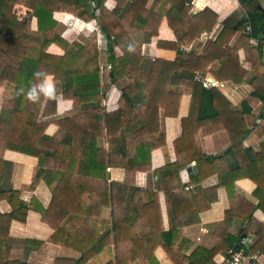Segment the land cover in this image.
I'll list each match as a JSON object with an SVG mask.
<instances>
[{"label": "trees", "instance_id": "16d2710c", "mask_svg": "<svg viewBox=\"0 0 264 264\" xmlns=\"http://www.w3.org/2000/svg\"><path fill=\"white\" fill-rule=\"evenodd\" d=\"M106 1L44 0L40 3L37 0H0V48L19 61L17 68L5 66L0 73V87H5L7 91L0 114V167L4 164L6 151L37 158L34 180L43 179L52 196L45 208L37 199L24 202L20 199L19 191L0 189V198L5 199L12 208L10 214L0 213V253L9 239L12 221L26 223L29 211L33 210L54 231L50 243L58 245V240H62L60 244L63 247L72 249L76 246L75 250L81 253V257L75 264H86L106 250L114 253V256L105 264H114V260L117 264H133L136 261L159 264L155 256L158 248L164 250L173 264H183L174 248L181 240V230L196 225L199 220L186 212L183 197L188 193L181 184L180 171L195 162L198 174L191 178L190 184L196 186L205 177L203 167L208 158L202 152L198 136L201 128L199 118L203 111L200 105L199 117H195L193 110L197 99L193 93L192 112L182 120V136L174 144L175 162H171L167 156L165 133L160 127L159 116L160 111L166 117L177 116L180 96L171 88L184 80L186 70L192 69L189 64L194 56L178 50L179 58L171 63L151 60L142 55V46L147 40L145 34L157 36L162 17L156 13V9L163 0H154L150 7L151 0H113L120 8L118 15L105 8ZM238 1L246 14L245 18L234 28L225 26L216 41L210 43L204 56L211 55L212 50L217 49L218 53H222L223 45L229 43L238 31L243 32L241 39L247 43L252 38L256 39L257 46H249L247 51L251 54L256 75L252 83L256 93L264 99V9L256 6L259 0ZM261 1L264 3V0ZM92 2L94 10H90ZM169 2L171 8L166 16L169 27L173 29L181 25L185 31L180 43L187 44L189 39L195 40L200 34L210 33L214 29L217 16L209 9L191 16L192 0ZM16 4L34 10L39 25L37 32L17 22L12 15ZM55 10H67L64 12L86 22L98 19L101 32L108 41L110 65L109 69L103 70V87L96 35H92L84 44H66L54 32L52 20ZM96 11H99V16ZM49 21L52 23L50 26ZM246 23L251 26L250 34L245 32ZM43 32L45 40H41L40 34ZM51 44L61 46L65 55L57 58L46 54ZM158 45L161 46V43ZM116 48L122 51L121 57L117 56ZM36 71L44 75L36 77L33 75ZM210 73L222 82L214 67ZM47 76L54 78L55 94L73 102L67 116L55 122L59 130L53 137L45 134L49 122L42 121L56 112V102L43 94ZM121 81L124 84L118 109L108 113L103 107V99L111 87ZM235 82L239 84L240 80ZM193 84L192 80L191 86ZM31 86H36L39 92L36 100H29L25 95ZM212 94L203 89L201 103L205 102L207 95ZM240 120L241 126L237 130L239 136L243 137V119ZM261 125H264V119ZM260 129H264V126ZM105 134L109 152L100 146ZM156 149H162L166 157L165 166L154 173L166 198L167 231L163 226L160 207L156 213L155 206L148 200L154 197L157 201L158 194H140L139 190L131 187V181L138 172L152 171L151 156ZM254 159L264 162V156L255 155ZM218 167V164H213L210 172L218 173L219 184L205 193H215L225 188L229 195L233 194L230 208L215 231L217 245L209 250L197 248L189 256V264H213L219 252L226 253L228 258L230 251L240 249L237 246L240 237L230 233L236 219L245 221L247 225L243 232L254 236L253 244L249 248H242L245 253L264 256V224L256 222L253 216L256 208L264 211V167L238 169L229 174L232 177L230 181ZM108 168H122L126 173L117 202L112 193L115 185L108 183ZM240 179H250L256 184L254 193L259 200L257 206L246 203L251 210L245 216V210L239 202H235L239 197L231 194L235 182ZM172 195L180 203V228L171 208ZM110 206L111 219H105L103 210ZM135 227H139V230ZM55 264L63 263L56 261Z\"/></svg>", "mask_w": 264, "mask_h": 264}, {"label": "crops", "instance_id": "0c3cea01", "mask_svg": "<svg viewBox=\"0 0 264 264\" xmlns=\"http://www.w3.org/2000/svg\"><path fill=\"white\" fill-rule=\"evenodd\" d=\"M37 1L44 2V0ZM153 1L151 0L148 7L152 5ZM259 1L264 9V3ZM91 6L90 10H94L93 2ZM105 8L117 15L120 12V8L116 6V2L113 0L106 1ZM170 8L169 0H163L157 6L156 13L162 17V21L156 37H150L149 33L145 34L147 40L142 46V55L151 60L156 59L171 63L179 58L178 50L194 56L189 64L192 69L186 70L184 80L171 88L172 92L180 96L177 116L166 117L163 111H160L159 116L160 127L165 133L167 156L171 162H175L177 156L174 144L182 136V120L186 119L192 112L193 93L194 98L197 99L193 110L195 117H199L200 105L203 111L199 118L201 128L198 130V136L202 152L208 158L204 161L206 165L203 167L205 177L196 186L190 184L191 178L198 174L195 162L180 171L181 184L188 193V196L183 197L186 212L192 213L195 219L199 220L196 225L181 230V240L177 241L174 248L180 261L183 264H189V256L197 248L209 250L217 245L218 238L215 236V231L223 223L225 212L230 208L232 193L239 197V199H235V202H239L245 210L244 216L251 210L249 205L257 206L259 203L254 193L257 186L250 179L237 180L233 191L231 190L232 195H229L225 188H220L215 193L209 194H206L205 191L215 188L219 184L218 173L210 172L211 166L215 163L219 165L218 168L223 176L225 178L227 176L228 181L232 178L229 174L238 169L264 167L263 161H255L254 159L255 155L264 156V129H260L261 126H264L261 125L264 119V99L256 93V88L252 83L256 75L251 54L247 51V47L257 46L258 41L256 39L252 38L247 43L241 39L243 32L238 31L229 43L223 45L222 53H218L219 49H217L212 50L211 55L204 56V52L210 43L216 41L225 26L234 28L245 18L246 14L238 0H192L191 16L209 9L216 14L217 23L212 32L202 33L195 40L189 39L187 44L185 42L180 43L185 34L181 25L173 29L169 27L166 16ZM64 11L67 10L54 11L52 20L53 26H55L54 32L68 45L84 44L92 35H96L101 85L103 87V70L109 69L110 65L107 52L108 41L101 32L98 19L86 22ZM95 13L99 16V11ZM12 15L19 24L29 27L33 32L38 31V20L33 9L22 4H16L12 9ZM50 24H52L51 21L48 22V26ZM40 36L41 40H45L44 32ZM159 42L161 46L158 45ZM229 50L230 52H228ZM115 51L118 57L122 56V51L119 48H116ZM46 54L59 58L65 55V51L61 46L51 44ZM5 66L17 68L19 61L0 48V73ZM213 67L222 77V82L216 80L210 73ZM53 80V76H47L43 84V94L47 99L56 102V112L51 117L42 119L44 122H49L45 131L49 137L55 136L59 130L55 122L65 118L73 108L72 101L65 100L62 96L55 94ZM192 80L194 84L191 86ZM236 80H240V83H236ZM123 84L124 82L121 81L119 84L113 85L107 92L102 103L106 112L111 113L118 109ZM203 89L208 93L213 92L214 98L210 97L212 95H207L205 102L201 103ZM6 95V88L0 87V114ZM241 118L243 119L241 130L243 137L239 136L237 130V127L241 126ZM255 127L257 128L255 129ZM258 129L261 131L258 132ZM100 146L109 152L106 134L101 140ZM3 159L4 164L0 167V189L19 191L21 193L20 199L24 202L30 203L32 198L37 199L43 207L47 208L51 201V193L43 179L38 178L36 182L34 180L38 159L12 151H6ZM165 164L166 157L163 150H154L151 156L152 171L148 173L138 172L131 181V187L139 190L140 194L145 192L158 194L157 201L154 197H149L148 200L155 206L156 213L160 207L163 226L167 231L169 220L166 198L165 194L160 191L159 178L154 173L155 170L164 167ZM207 165L208 167H206ZM107 173L108 183L115 185V191L112 187V193L117 202L121 185L126 178L125 170L108 168ZM143 201L145 200L143 199ZM179 207V200L172 195L171 208L177 226L180 228ZM11 211L12 208L9 203L0 198V213L7 215ZM111 215V206L104 208L103 217L111 219ZM253 216L256 222L264 224V211L261 208H256L253 211ZM246 225L245 221L236 219L230 229L231 235L235 237L253 236L243 232ZM135 228L139 230V227ZM53 233L54 231L42 222L39 213L33 210L29 211L26 223L12 221L9 239L0 253V264H55L56 261H62L63 264H75L80 259L81 253L75 250V245V248L72 249L61 246L62 240H58V245L50 243L49 239ZM38 243H42V245L39 246ZM113 256L114 253L106 250L98 257L90 259L86 264H105L113 259ZM155 256L159 264H173L162 248L156 250ZM226 260V253L219 252L214 257L213 264H227ZM114 264H117L115 260ZM133 264H141V262L136 261ZM258 264H264V256H261Z\"/></svg>", "mask_w": 264, "mask_h": 264}, {"label": "built area", "instance_id": "2783aa9c", "mask_svg": "<svg viewBox=\"0 0 264 264\" xmlns=\"http://www.w3.org/2000/svg\"><path fill=\"white\" fill-rule=\"evenodd\" d=\"M251 26L249 23H246L245 32L247 34L251 33ZM254 242V236H246L240 237V243L237 246H240V249L236 251H230L229 257L227 258V264H245V263H253L258 264L261 256L258 254H247L242 249L243 247L249 248Z\"/></svg>", "mask_w": 264, "mask_h": 264}, {"label": "clouds", "instance_id": "9594fccd", "mask_svg": "<svg viewBox=\"0 0 264 264\" xmlns=\"http://www.w3.org/2000/svg\"><path fill=\"white\" fill-rule=\"evenodd\" d=\"M34 76L36 77H40L43 76L44 73L40 72V71H36L33 73ZM20 91H23V89H21ZM27 99L29 100H36L39 97V92L36 88V86H31L29 87L28 91L25 93Z\"/></svg>", "mask_w": 264, "mask_h": 264}, {"label": "water", "instance_id": "95a60500", "mask_svg": "<svg viewBox=\"0 0 264 264\" xmlns=\"http://www.w3.org/2000/svg\"><path fill=\"white\" fill-rule=\"evenodd\" d=\"M256 6H257V7H261L258 3L256 4ZM261 9H262V7H261ZM243 237H245V235H243Z\"/></svg>", "mask_w": 264, "mask_h": 264}]
</instances>
